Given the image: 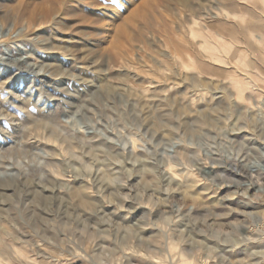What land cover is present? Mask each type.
Returning a JSON list of instances; mask_svg holds the SVG:
<instances>
[{"label":"rangeland","instance_id":"1","mask_svg":"<svg viewBox=\"0 0 264 264\" xmlns=\"http://www.w3.org/2000/svg\"><path fill=\"white\" fill-rule=\"evenodd\" d=\"M26 1L0 0V264H264V0H168L116 56L124 0ZM192 18L235 52L173 48Z\"/></svg>","mask_w":264,"mask_h":264},{"label":"bare ground","instance_id":"2","mask_svg":"<svg viewBox=\"0 0 264 264\" xmlns=\"http://www.w3.org/2000/svg\"><path fill=\"white\" fill-rule=\"evenodd\" d=\"M16 1V4H14L15 6H13L14 8H26L28 1L26 0H14ZM40 3V4H44ZM48 2H53L55 0H46ZM45 1V2H46ZM57 2L59 0H56ZM120 1V0H119ZM122 1V0H121ZM120 1V2H121ZM188 1V0H187ZM69 2V1H68ZM76 2V1H75ZM179 2V1H178ZM60 3V2H59ZM39 5H33L34 8H40L39 14H37L36 12H34V8L32 7L31 9H27L26 12H24L25 17H27V21H34V20H38L39 18L42 19V17H45L47 11H43L44 9H42V7ZM78 4V3H77ZM123 4V3H122ZM182 4V3H181ZM180 4V5H181ZM186 4V3H185ZM179 5V4H178ZM193 5V4H192ZM9 6V5H8ZM26 6V7H25ZM124 9H122L123 11H112L111 15L108 17L109 21L108 22H102L100 24L99 30L103 31L102 34L99 35V38L96 40L97 41V47H99V51H103L108 53L109 55H118L122 52H124V49H128L130 50L132 48L129 47L132 43H134L135 40V34L134 32H132L133 28L139 30L141 27H143L144 24H148L149 20L151 19V17H154L156 14L159 13L158 16H161L160 13L163 12H167L168 10L167 8H171L174 7L173 9L175 10V6H169L168 5V0H124ZM183 6V5H181ZM45 7V6H44ZM49 7V6H47ZM47 9V8H46ZM194 9V7H193ZM191 7L189 6H185L183 8H181V10L179 11L181 14H186V12L184 13V11H189V13H191V15H193L192 13L195 12ZM179 10V9H178ZM177 10V11H178ZM38 11V10H36ZM171 11V10H170ZM174 13V12H173ZM177 13V12H176ZM168 14V13H167ZM164 15V13H163ZM162 15V16H163ZM170 15V14H169ZM177 15V14H175ZM196 15V14H195ZM214 15V14H213ZM108 16V14H107ZM194 16V15H193ZM83 17V16H82ZM85 17V16H84ZM165 17V16H164ZM167 17V16H166ZM81 18V17H80ZM157 19V17H156ZM102 20V19H101ZM105 20V19H104ZM163 20V19H162ZM166 20V19H165ZM155 21V20H154ZM158 21V19H157ZM161 21V20H160ZM153 22V21H152ZM150 22V23H152ZM166 21H164L165 23ZM143 23V25H142ZM163 23V22H161ZM157 24V23H156ZM150 26V25H149ZM154 26V25H153ZM177 27V26H176ZM175 27V28H176ZM190 27V32L191 35L193 37H198L199 40L197 42L198 47L197 48H193L194 46L190 45V46H184V47H179L178 45H174L173 48H175L178 51L183 52L186 56L190 57V55H194V57L198 54L200 55H207L208 57H210L211 59H219V55L221 53H233L235 52V49H233L231 47V45L225 43V42H220V44H218V40L219 38L222 36L219 33L217 34H212L209 31V27L208 25H206L203 21L201 20H195V18H192V24L189 26ZM141 28V29H142ZM156 28V27H155ZM160 28V27H159ZM164 28V27H162ZM151 29V28H149ZM158 29V28H157ZM171 30V27L169 28ZM146 30V28H145ZM148 30V29H147ZM168 30V29H167ZM178 30V29H177ZM143 33V30H141ZM169 31V30H168ZM172 31V30H171ZM152 32V31H150ZM170 32V31H169ZM213 32V31H212ZM139 33V32H138ZM141 33V32H140ZM148 33V31H147ZM155 33V32H154ZM159 33V32H158ZM153 34V32H152ZM149 35V34H148ZM160 35H163L160 34ZM145 36V34L143 35ZM142 36V37H143ZM153 36H155V34H153ZM157 36V35H156ZM139 37V36H138ZM141 37V36H140ZM139 37V38H140ZM147 37V36H145ZM152 37V35H151ZM160 37V36H159ZM150 38V36L148 37ZM153 38V37H152ZM146 39V38H145ZM161 39V38H159ZM157 38V41L159 40ZM141 40V39H139ZM144 40V38L142 39ZM1 41V39H0ZM137 41V40H136ZM146 41V40H144ZM149 41V40H147ZM156 41V40H155ZM106 42L105 45H102V43ZM153 42V41H152ZM1 43V42H0ZM96 43V42H95ZM130 43V45L127 47L126 45ZM233 43V42H232ZM4 44V43H3ZM137 44V43H136ZM133 44V45H136ZM146 45V43H145ZM147 45H150L147 44ZM146 45V46H147ZM234 45V44H233ZM143 46V45H140ZM139 48V46H138ZM137 48V49H138ZM145 48V47H144ZM149 48V47H148ZM143 49V48H142ZM141 50V49H140ZM170 55V54H169ZM172 55V54H171ZM113 58V57H112ZM210 59V60H211ZM184 65V64H183ZM192 64H188L187 66H191ZM238 81V80H237ZM241 81V80H240ZM245 82V81H244ZM245 84V83H243ZM235 86V85H234ZM238 87V86H237ZM244 87V86H243ZM249 87V86H248ZM236 88V87H235ZM258 88V87H257ZM262 92V90H261ZM237 94L236 97L241 98L242 100H245V97L243 95V88L238 87L237 88ZM260 95V94H259ZM260 99V98H258ZM261 100V99H260ZM257 101V100H256ZM263 101V100H262ZM264 104V103H261ZM253 107V106H252ZM246 108V107H245ZM249 110V109H248ZM251 113V112H250ZM253 113V112H252ZM256 113V112H255ZM26 115V114H25ZM51 115V114H50ZM46 117V116H45ZM44 117V118H45ZM34 118V117H33ZM32 118V119H33ZM47 118V117H46ZM40 119V118H39ZM42 119V118H41ZM52 120V119H51ZM58 120V119H56ZM48 121V120H47ZM53 122L57 123L56 121L52 120ZM43 122V121H42ZM48 123H51V121H48ZM47 123V124H48ZM40 124V123H38ZM46 124V123H45ZM58 124V123H57ZM37 126V125H35ZM47 127V126H46ZM57 128V127H56ZM44 129V128H43ZM42 129V130H43ZM47 129V128H46ZM49 129V126H48ZM52 130H55L54 128ZM46 131V130H45ZM50 131V130H49ZM59 131L60 128H59ZM44 132V131H43ZM55 132H57L55 130ZM42 133V132H41ZM44 133H48V132H44ZM61 133V132H60ZM58 132V134L54 133V131H50L48 134H45L46 140H48L50 143H52L53 145H55L56 147H59L60 150H66L67 152L72 151V149L74 150L75 148H77L74 143L72 141H68L66 139L67 136L63 135V138H60L58 135H62ZM95 139V138H94ZM91 140V138H90ZM93 141V140H92ZM91 142V141H90ZM93 143V142H92ZM95 144V143H94ZM88 145V144H87ZM86 145V146H87ZM90 145V144H89ZM79 147H85L83 143H81V145H79ZM83 149V148H82ZM72 154V153H71ZM105 160V159H104ZM222 161H218V163H221ZM108 165V164H107ZM114 167V166H113ZM112 167V168H113ZM108 172V171H107ZM110 173H113V171ZM107 175V173H106ZM109 176V175H108ZM112 176V175H111ZM171 176V175H170ZM109 180V179H108ZM81 198V197H80ZM83 200V198H81ZM84 201V200H83ZM82 201V202H83ZM261 212V211H260ZM263 212V211H262ZM252 213V211H251ZM246 214V213H245ZM255 222L259 221L260 218L255 217ZM132 222V221H131ZM246 227H248L247 225H245ZM251 227V226H249ZM141 229V228H140ZM249 229V228H248ZM251 232V231H250ZM252 236V235H251ZM259 236V235H257ZM102 239V238H101ZM100 239V240H101ZM236 239V238H235ZM258 239V238H257ZM261 239V238H260ZM252 240V239H251ZM256 241V240H255ZM253 243V242H252ZM240 244V243H239ZM219 245V244H218ZM247 246V245H246Z\"/></svg>","mask_w":264,"mask_h":264}]
</instances>
